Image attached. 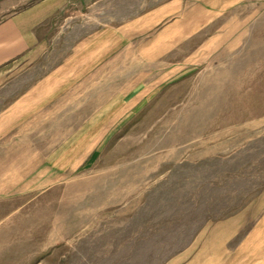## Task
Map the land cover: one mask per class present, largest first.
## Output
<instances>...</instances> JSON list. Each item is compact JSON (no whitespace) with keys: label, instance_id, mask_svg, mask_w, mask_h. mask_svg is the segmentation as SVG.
<instances>
[{"label":"rangeland","instance_id":"374dc122","mask_svg":"<svg viewBox=\"0 0 264 264\" xmlns=\"http://www.w3.org/2000/svg\"><path fill=\"white\" fill-rule=\"evenodd\" d=\"M37 1L0 0V21ZM169 1L75 0L5 76L0 111L94 35ZM180 1L191 36L166 50L168 21L149 28L137 40L157 54L126 78L78 79L0 140V264H164L221 223L244 226L230 250L262 216L264 0Z\"/></svg>","mask_w":264,"mask_h":264},{"label":"crops","instance_id":"0c3cea01","mask_svg":"<svg viewBox=\"0 0 264 264\" xmlns=\"http://www.w3.org/2000/svg\"><path fill=\"white\" fill-rule=\"evenodd\" d=\"M74 1L40 0L0 21V87L11 70L36 57L42 45L40 32ZM163 21H168L163 31L166 41L162 43L166 50L175 46L177 39L191 36L194 28L191 6L186 7L180 0H171L127 25L104 29L91 37L86 45L77 47L63 66L31 84L20 97L0 111V140L6 136L10 139L20 126L19 131L24 133L35 118L47 117L49 109L57 108L54 105L61 93L78 79L86 78L94 83L97 79L112 75L119 79L126 78L129 63L135 64L139 59L142 62L146 54H157L161 42L156 41L149 46L155 52L149 51L150 48L145 52V45L137 38ZM176 29H179L178 32ZM10 146L14 148L11 141L5 145V149H11ZM8 154L7 157L11 159L13 153ZM242 229L243 225L236 227L233 223H221L206 240L201 239L189 252L173 256L164 264H264V213L229 250V244Z\"/></svg>","mask_w":264,"mask_h":264}]
</instances>
